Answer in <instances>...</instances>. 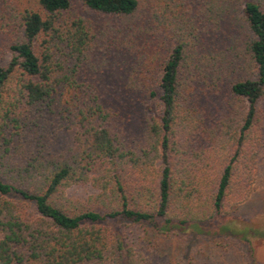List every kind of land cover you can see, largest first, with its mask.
<instances>
[{"label":"trees","instance_id":"1","mask_svg":"<svg viewBox=\"0 0 264 264\" xmlns=\"http://www.w3.org/2000/svg\"><path fill=\"white\" fill-rule=\"evenodd\" d=\"M77 2L0 0V264H256L264 0Z\"/></svg>","mask_w":264,"mask_h":264},{"label":"rangeland","instance_id":"2","mask_svg":"<svg viewBox=\"0 0 264 264\" xmlns=\"http://www.w3.org/2000/svg\"><path fill=\"white\" fill-rule=\"evenodd\" d=\"M73 9L79 13L82 9L84 12V9L79 6L77 0H75ZM55 140L58 147L64 146L70 140V132L64 129L59 130ZM258 165L259 171L254 183L253 192L249 199L238 208L237 214L234 215L235 218L233 221L235 223L244 224L250 221L254 226L264 224V149L261 153ZM232 219L233 218H225L220 220V222H232ZM223 235L229 237L228 234ZM216 239H218V237L205 234L193 237L188 236L184 241L173 238L172 247L166 251L168 252L167 258L174 261V259L179 256L193 255L192 263L188 264H208L207 262H210V264H248V258L243 255L233 256L231 253L227 256H222L221 253L218 252L217 245L215 244ZM234 246L236 247L235 244ZM256 264H264V238L260 239V243L257 247Z\"/></svg>","mask_w":264,"mask_h":264}]
</instances>
